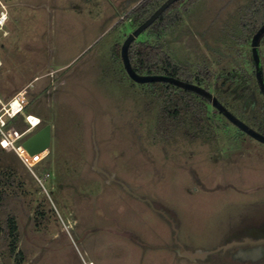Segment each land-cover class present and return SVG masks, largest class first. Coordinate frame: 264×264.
<instances>
[{
	"label": "rangeland",
	"instance_id": "374dc122",
	"mask_svg": "<svg viewBox=\"0 0 264 264\" xmlns=\"http://www.w3.org/2000/svg\"><path fill=\"white\" fill-rule=\"evenodd\" d=\"M142 1L4 0L0 220L15 218L21 257L3 236L0 264H240L220 255L180 257L171 249L170 222L143 200L174 219L179 240L193 250L216 248L237 227L264 217V143L228 119L233 131L219 132V149L184 139L178 146L152 142L155 110L145 109L121 54L136 30L128 15ZM249 1L198 0L164 37L167 52L193 71L205 67L213 80L253 71L250 44H239L240 11ZM149 39L148 30L136 37ZM260 52L264 64L263 42ZM16 99L24 108L6 127ZM233 103L230 111L249 121ZM47 124L49 150L30 156L20 146ZM2 132L26 161L2 146ZM95 143L98 166L115 181L94 170Z\"/></svg>",
	"mask_w": 264,
	"mask_h": 264
},
{
	"label": "trees",
	"instance_id": "16d2710c",
	"mask_svg": "<svg viewBox=\"0 0 264 264\" xmlns=\"http://www.w3.org/2000/svg\"><path fill=\"white\" fill-rule=\"evenodd\" d=\"M166 1L143 0L131 11L128 19L135 24V29H137ZM197 1H175L146 29L149 31V40L137 42L135 39L131 43L129 59L133 69L141 76H170L200 86L209 92L211 88H214L215 94L213 96L229 111L230 106L232 108L236 106L233 102H240L243 108L241 109L245 111V117L249 120H244L245 123L251 128L257 127L258 132L264 134V96L256 79L252 52L253 71L243 73L226 71L216 80H213L212 75L208 73L205 67L193 71L189 66L176 62L167 52L163 43L164 37L172 28L183 22V13H188ZM240 15L241 41L243 43L239 44H250L251 46L253 36L264 26V0H250L242 8ZM262 42L264 43V36ZM124 71L128 74L126 69ZM130 80L133 85L137 83L131 78ZM138 84L141 85L138 95L143 96L146 100L145 109L148 111L155 110L153 143L178 146L179 142L184 139L191 144L201 142L211 149H219V132L232 133L230 121L226 122L227 118L204 95L170 82L156 81ZM258 102H260L259 105ZM211 109L215 110V113L212 114ZM19 116L20 113H17L11 117L6 127L15 124ZM5 195L6 192L0 183V209ZM3 236L9 240L12 253L21 257V253L16 252L18 226L14 217H9L4 225L0 220V238Z\"/></svg>",
	"mask_w": 264,
	"mask_h": 264
},
{
	"label": "water",
	"instance_id": "95a60500",
	"mask_svg": "<svg viewBox=\"0 0 264 264\" xmlns=\"http://www.w3.org/2000/svg\"><path fill=\"white\" fill-rule=\"evenodd\" d=\"M175 1L178 0H167L164 4L160 6L153 14L152 16L144 22L141 26H139L133 33H131L125 42L122 45L121 48V54L122 59L124 63V67L129 75V77L134 80L137 83H150V82H170L173 84H176L180 87L195 91L199 94L204 95L206 98H208L212 105L219 110L233 125L238 127L241 131L248 134L250 137L258 140L261 143H264V134L256 131L255 129L251 128L249 125H247L244 121L240 120L238 117H236L231 111H229L216 97L213 96V94L206 89L197 86L192 83H188L179 79H176L174 77L170 76H164V75H144L141 76L136 73V71L133 69L130 59H129V47L131 43L136 39L137 36H139L143 31H145L151 24H153L159 16ZM264 36V26H262L258 32L253 36L252 42H251V52H252V58L255 65V74L256 79L260 88V91L262 92L264 96V67L262 63L261 53H260V44L261 40ZM51 130L52 127L50 124H47L42 129L38 130L36 133L31 135L29 138H27L23 144L22 147L27 150V152L33 156L38 153L43 152L44 150H49L51 145ZM95 138V135H94ZM95 160L93 164L94 170L97 172L105 175L109 180H116L114 176L110 175L108 172H106L104 169L98 166V160H99V149L98 146L95 143ZM45 159H50V154H47L44 156ZM124 190L128 192L130 195H132L135 198H138L142 200V198L134 193L125 183L119 182ZM147 203H149L153 210L165 215V212L162 210L156 209L152 202L149 199H143ZM166 218L169 220L172 230L174 231V247L171 249L175 250L180 257L187 258L190 261H197V260H205L209 256L215 254L216 252L220 251L221 249L225 247H218L217 249L212 250H202V249H189L186 246H184L178 239L179 235V229L177 227V224L174 219L169 218L167 215H165Z\"/></svg>",
	"mask_w": 264,
	"mask_h": 264
},
{
	"label": "flooded vegetation",
	"instance_id": "af4514ba",
	"mask_svg": "<svg viewBox=\"0 0 264 264\" xmlns=\"http://www.w3.org/2000/svg\"><path fill=\"white\" fill-rule=\"evenodd\" d=\"M165 215L167 214L165 213ZM165 215L163 216L166 218ZM259 216L251 224L239 226L230 232L225 237L223 243L213 249H217L218 247L225 248L211 256H227L231 262H239L240 264H264V217ZM209 257L203 261L209 260Z\"/></svg>",
	"mask_w": 264,
	"mask_h": 264
},
{
	"label": "built area",
	"instance_id": "2783aa9c",
	"mask_svg": "<svg viewBox=\"0 0 264 264\" xmlns=\"http://www.w3.org/2000/svg\"><path fill=\"white\" fill-rule=\"evenodd\" d=\"M9 19V13H8V7H7V4L4 2V0H0V37H5L7 36V30H6V25H7V21ZM24 108V106L21 107V110ZM32 116H28L27 117V120L29 121V123L31 124V128H36L37 126H34L33 122L30 120ZM3 134V143H2V146L4 148H7L9 146H13V142H11V139L9 138L10 135H7L6 133L2 132ZM12 137V135L10 136ZM22 147V146H20ZM20 147H18V149H16V151L18 152V154L23 158V156L21 155L19 149ZM24 159V158H23ZM25 160V159H24ZM26 161V160H25Z\"/></svg>",
	"mask_w": 264,
	"mask_h": 264
},
{
	"label": "bare ground",
	"instance_id": "6f19581e",
	"mask_svg": "<svg viewBox=\"0 0 264 264\" xmlns=\"http://www.w3.org/2000/svg\"><path fill=\"white\" fill-rule=\"evenodd\" d=\"M20 109H21V104H20V102L16 99V100H14L13 102H12V104H11V110H10V112L12 111L13 113H12V115H15L18 111H20ZM32 122H35V119L34 118H32V119H30ZM25 150V149H24ZM26 152H27V150H25ZM46 150H44L43 152H45ZM43 152H41V153H43ZM28 153V152H27ZM41 153H38V154H36V155H33V156H37V155H39V154H41ZM29 154V153H28ZM30 155V154H29ZM31 156V155H30Z\"/></svg>",
	"mask_w": 264,
	"mask_h": 264
},
{
	"label": "crops",
	"instance_id": "0c3cea01",
	"mask_svg": "<svg viewBox=\"0 0 264 264\" xmlns=\"http://www.w3.org/2000/svg\"><path fill=\"white\" fill-rule=\"evenodd\" d=\"M8 22V21H7ZM6 28H7V25H6ZM6 30H8V29H6Z\"/></svg>",
	"mask_w": 264,
	"mask_h": 264
},
{
	"label": "clouds",
	"instance_id": "9594fccd",
	"mask_svg": "<svg viewBox=\"0 0 264 264\" xmlns=\"http://www.w3.org/2000/svg\"><path fill=\"white\" fill-rule=\"evenodd\" d=\"M18 113V112H17Z\"/></svg>",
	"mask_w": 264,
	"mask_h": 264
}]
</instances>
